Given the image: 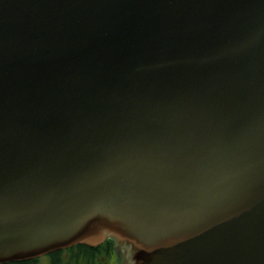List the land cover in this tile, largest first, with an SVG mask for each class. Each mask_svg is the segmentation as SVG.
<instances>
[{"label":"water","instance_id":"95a60500","mask_svg":"<svg viewBox=\"0 0 264 264\" xmlns=\"http://www.w3.org/2000/svg\"><path fill=\"white\" fill-rule=\"evenodd\" d=\"M107 239L264 264V0H0V264Z\"/></svg>","mask_w":264,"mask_h":264},{"label":"flooded vegetation","instance_id":"af4514ba","mask_svg":"<svg viewBox=\"0 0 264 264\" xmlns=\"http://www.w3.org/2000/svg\"><path fill=\"white\" fill-rule=\"evenodd\" d=\"M59 251H61V253L68 251L69 257L67 258L74 256V258L77 261H79L80 264H101L100 258H106L107 259L106 264H109L108 259L111 258L113 255L117 256V260L115 264H128L127 250L124 247L116 246L115 242L112 239H107L105 242H103V244L96 247H89L83 244H79ZM56 252L58 251L42 256L46 258V261L42 262V264H55L56 257H58L59 259V255L61 254L60 253L57 255ZM38 259L39 258H34V259H30L22 262H14V263L27 262V264H40L37 261ZM103 261L105 262V259H103ZM14 263H6V264H14Z\"/></svg>","mask_w":264,"mask_h":264},{"label":"rangeland","instance_id":"374dc122","mask_svg":"<svg viewBox=\"0 0 264 264\" xmlns=\"http://www.w3.org/2000/svg\"><path fill=\"white\" fill-rule=\"evenodd\" d=\"M69 257L68 255V251H65L61 254V259L63 260V262L60 260L58 261H55V264H73L71 262H67V260H69ZM101 259V264H106V261L107 259L106 258H100ZM103 259H105V262L103 261ZM40 264H42V262H45L46 261V258L45 257H39V259L37 260ZM109 261V264H115L116 263V256L113 255L111 258L108 259Z\"/></svg>","mask_w":264,"mask_h":264},{"label":"trees","instance_id":"16d2710c","mask_svg":"<svg viewBox=\"0 0 264 264\" xmlns=\"http://www.w3.org/2000/svg\"><path fill=\"white\" fill-rule=\"evenodd\" d=\"M70 252H72V251H70ZM60 253H61V251L56 252L57 255L60 254ZM61 254H62V253H61ZM61 254L59 255V259H58V257H56V261H57V259H58L59 261H60V260L63 261V260L60 258ZM67 262H71V263H73V264H80V262L77 261V260L74 258V256L70 257L69 260H68ZM14 264H27V262H23V263H14Z\"/></svg>","mask_w":264,"mask_h":264}]
</instances>
